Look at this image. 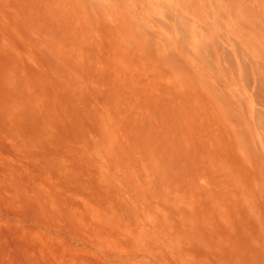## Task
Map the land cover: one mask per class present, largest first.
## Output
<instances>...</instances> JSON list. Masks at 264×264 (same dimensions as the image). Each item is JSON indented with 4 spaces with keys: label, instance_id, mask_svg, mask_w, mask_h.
<instances>
[{
    "label": "rangeland",
    "instance_id": "obj_1",
    "mask_svg": "<svg viewBox=\"0 0 264 264\" xmlns=\"http://www.w3.org/2000/svg\"><path fill=\"white\" fill-rule=\"evenodd\" d=\"M0 264H264V0H0Z\"/></svg>",
    "mask_w": 264,
    "mask_h": 264
}]
</instances>
